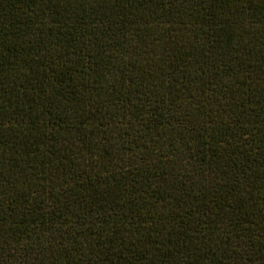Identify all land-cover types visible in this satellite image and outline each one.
I'll list each match as a JSON object with an SVG mask.
<instances>
[{
  "label": "trees",
  "instance_id": "trees-1",
  "mask_svg": "<svg viewBox=\"0 0 264 264\" xmlns=\"http://www.w3.org/2000/svg\"><path fill=\"white\" fill-rule=\"evenodd\" d=\"M0 264H264V0H0Z\"/></svg>",
  "mask_w": 264,
  "mask_h": 264
}]
</instances>
